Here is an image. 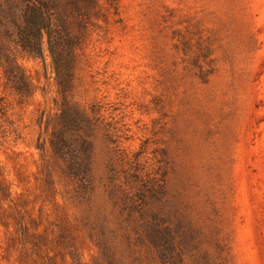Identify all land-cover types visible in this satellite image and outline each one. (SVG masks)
<instances>
[{
  "label": "rangeland",
  "instance_id": "1",
  "mask_svg": "<svg viewBox=\"0 0 264 264\" xmlns=\"http://www.w3.org/2000/svg\"><path fill=\"white\" fill-rule=\"evenodd\" d=\"M59 6L56 71L0 0V264H264V0Z\"/></svg>",
  "mask_w": 264,
  "mask_h": 264
},
{
  "label": "trees",
  "instance_id": "2",
  "mask_svg": "<svg viewBox=\"0 0 264 264\" xmlns=\"http://www.w3.org/2000/svg\"><path fill=\"white\" fill-rule=\"evenodd\" d=\"M10 1V0H8ZM24 9L21 12V18H12L11 24L14 27L15 44L23 52L30 56L42 57L44 44H47L48 51L53 59L56 71H59L61 63L68 54L71 53L72 37L66 30L65 22L60 13L59 0H22ZM9 57L6 58V60ZM18 65L14 62L5 69V74L9 80L18 79ZM61 75V72H58ZM18 76V77H17ZM16 90L20 93H29V84L25 77L21 75L17 82H14ZM63 129L57 132L53 147L58 153H65V150L70 154L72 143L67 141V138L62 135L63 130L72 126H76L77 119H73L68 111H63ZM81 142V164L75 161V156L66 160L67 171L69 175L78 176L84 175L88 171V153L89 144L86 140ZM83 169V170H80Z\"/></svg>",
  "mask_w": 264,
  "mask_h": 264
}]
</instances>
